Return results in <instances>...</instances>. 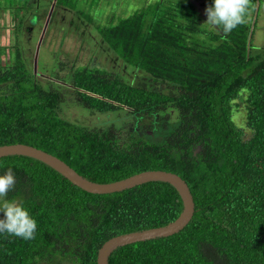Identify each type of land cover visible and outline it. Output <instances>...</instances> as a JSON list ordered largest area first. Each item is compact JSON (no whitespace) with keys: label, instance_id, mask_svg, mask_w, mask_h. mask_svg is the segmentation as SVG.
Returning <instances> with one entry per match:
<instances>
[{"label":"trees","instance_id":"obj_1","mask_svg":"<svg viewBox=\"0 0 264 264\" xmlns=\"http://www.w3.org/2000/svg\"><path fill=\"white\" fill-rule=\"evenodd\" d=\"M164 6L98 25L149 83L96 65L42 82L16 48L0 63V145H34L101 183L154 169L185 179L195 201L189 224L120 246L109 264H264V48H253L246 23L225 35L205 27L189 0ZM68 96L91 110L145 117L148 130L122 139L69 121L60 113ZM8 169L16 184L6 199L29 211L37 231L31 240L0 233V264H98L111 237L166 225L183 209L168 182L99 194L30 156L1 157L0 175Z\"/></svg>","mask_w":264,"mask_h":264},{"label":"rangeland","instance_id":"obj_2","mask_svg":"<svg viewBox=\"0 0 264 264\" xmlns=\"http://www.w3.org/2000/svg\"><path fill=\"white\" fill-rule=\"evenodd\" d=\"M179 1L183 0H39L36 4L30 0H0V63L11 62L16 48H21L28 66L37 69L36 75L42 82L55 73L61 80L69 81L76 66L96 65L119 71L135 83H149L142 71L126 64L111 49L98 25L115 23L158 2L170 7ZM207 8L200 5L204 24ZM245 23L254 31L253 48H264V0H252ZM239 109L235 120L242 125L245 110L242 105ZM60 113L67 120L90 128L115 129L122 139L130 133L143 135L148 130L145 117L136 118L125 110L107 113L91 110L69 96Z\"/></svg>","mask_w":264,"mask_h":264},{"label":"water","instance_id":"obj_3","mask_svg":"<svg viewBox=\"0 0 264 264\" xmlns=\"http://www.w3.org/2000/svg\"><path fill=\"white\" fill-rule=\"evenodd\" d=\"M8 155H25L48 164L71 182L91 193H111L122 191L150 181H163L172 184L179 192L183 209L179 216L166 225L131 231L111 237L100 247L97 256L98 264H109L110 255L120 246L130 243L166 237L181 231L189 224L195 213V201L188 183L179 174L161 170H145L113 182H96L80 174L60 157L27 143L0 145V158Z\"/></svg>","mask_w":264,"mask_h":264},{"label":"clouds","instance_id":"obj_4","mask_svg":"<svg viewBox=\"0 0 264 264\" xmlns=\"http://www.w3.org/2000/svg\"><path fill=\"white\" fill-rule=\"evenodd\" d=\"M252 0H214V5L206 9L208 24L221 29L225 35L246 22ZM16 184V177L11 169L0 175V212L5 214L0 219V233L31 240L35 238L37 221L29 211L14 200L6 199Z\"/></svg>","mask_w":264,"mask_h":264},{"label":"flooded vegetation","instance_id":"obj_5","mask_svg":"<svg viewBox=\"0 0 264 264\" xmlns=\"http://www.w3.org/2000/svg\"><path fill=\"white\" fill-rule=\"evenodd\" d=\"M30 1L32 3H35L36 4L39 0H30ZM189 1L192 2L196 6V8L199 11V14H200L201 17H202V15H201L202 14V11L200 9V5L201 6H204L205 5V6H208V7L210 6L209 0H189Z\"/></svg>","mask_w":264,"mask_h":264}]
</instances>
